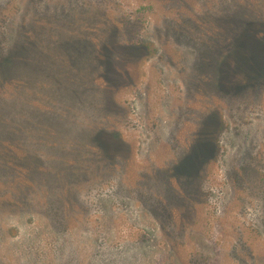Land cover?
Wrapping results in <instances>:
<instances>
[{
    "label": "rangeland",
    "instance_id": "obj_1",
    "mask_svg": "<svg viewBox=\"0 0 264 264\" xmlns=\"http://www.w3.org/2000/svg\"><path fill=\"white\" fill-rule=\"evenodd\" d=\"M263 41L264 0H0V264H264Z\"/></svg>",
    "mask_w": 264,
    "mask_h": 264
},
{
    "label": "trees",
    "instance_id": "obj_2",
    "mask_svg": "<svg viewBox=\"0 0 264 264\" xmlns=\"http://www.w3.org/2000/svg\"><path fill=\"white\" fill-rule=\"evenodd\" d=\"M250 28L251 27H246V30L243 31V33L241 34L240 36V39L238 40L239 44H241L242 42L244 41H255L253 35H249L250 34ZM251 36V37H250ZM264 42V41H263ZM262 43V41L260 42ZM237 52L238 51H242V50H236ZM225 57H221V60H223ZM16 65V58L13 56V57H9L7 59H5L2 63H1V66L4 67V69L6 71H12V69H14ZM218 68V67H217ZM5 71V72H6ZM217 71V70H216ZM23 133H25V131H23ZM96 138V142H97V146L99 148V153L103 156V157H106L107 155L110 154V152L116 148V145L115 143H113L112 141L116 140L117 138V135H113L111 138H110V134H107L106 132H99L97 134V136L95 137ZM194 143L192 144V147L189 149L188 153H189V156L186 157L185 159H182L181 161L178 162V165L175 167L176 171L180 172V173H184L186 172V168L187 166L190 167V165L188 164L187 160L192 157V156H195V157H198L199 159L201 158L200 157V152L203 150V146H202V142L205 140L207 141V139L209 138V133L207 130H203V131H200L197 133V135L194 137ZM110 139H111V143H110ZM12 148L9 147V152L11 151ZM6 149L5 151L8 152ZM200 161V160H199ZM1 162V160H0ZM198 161H196L195 165H197ZM8 164V163H7Z\"/></svg>",
    "mask_w": 264,
    "mask_h": 264
}]
</instances>
